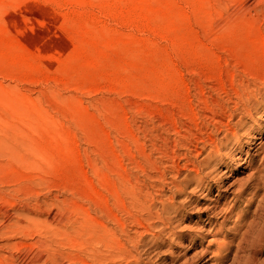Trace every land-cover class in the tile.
I'll use <instances>...</instances> for the list:
<instances>
[{
  "label": "rangeland",
  "instance_id": "rangeland-1",
  "mask_svg": "<svg viewBox=\"0 0 264 264\" xmlns=\"http://www.w3.org/2000/svg\"><path fill=\"white\" fill-rule=\"evenodd\" d=\"M261 79L264 0H0V264H264L211 254L264 220ZM250 87L242 150L196 189L188 141Z\"/></svg>",
  "mask_w": 264,
  "mask_h": 264
},
{
  "label": "bare ground",
  "instance_id": "bare-ground-1",
  "mask_svg": "<svg viewBox=\"0 0 264 264\" xmlns=\"http://www.w3.org/2000/svg\"><path fill=\"white\" fill-rule=\"evenodd\" d=\"M261 80H264V79H261ZM258 82V81H257ZM244 83V82H243ZM252 84H253V81H252ZM256 84V83H254ZM246 85V84H245ZM250 86V85H249ZM242 87V85H241ZM240 87V88H241ZM244 87V86H243ZM247 87V86H246ZM251 88L253 87H250L247 88V89H243V92L242 93H236V97H234L236 100L233 102L229 99H231V97L229 96L227 102L228 104L232 103L233 104V107H234V112L231 111V112H228V107L227 105H219L218 101V105L217 103H215L214 105L219 108L218 109V112H216L215 110L212 111V108L211 109V114L210 115H206V120L208 121V125L210 126V130L209 131H213V135H208V137H204L203 135H199V136H194L192 137L193 138V141L191 142L188 141V144L189 146L185 147V151L186 153L183 155L184 156V159H186V163L185 165L183 166V170H185L186 172H188V175L189 174H193V179L196 181V189H199L201 187V183H202V180H203V175H204V172L206 171V169L208 170V174L207 175H204V176H210V177H213L215 176L213 173V170L214 169H218L222 166H227L228 163H225L224 161V150L225 148H227L228 145H233V146H236V149L238 151H241L242 150V146L239 145V142H240V138H239V131L242 129V127L244 126V120H242L241 118H244L243 116L246 117L247 116H250V111H249V108H253L254 106V103L253 101H251V98H250V94H254L252 93L253 91L251 90ZM237 90V89H236ZM237 92V91H236ZM252 96V95H251ZM226 99V98H225ZM206 101V100H205ZM209 101H212V100H209ZM215 101V100H214ZM208 102V101H207ZM222 103V102H221ZM223 104V103H222ZM204 105V104H203ZM208 106V105H206ZM211 106V104H210ZM213 106V105H212ZM231 106V105H229ZM232 107V108H233ZM207 108V107H206ZM205 108V111L204 112H208V110H206ZM230 108V107H229ZM217 109V108H216ZM233 110V109H231ZM255 113V112H254ZM235 115L236 117L239 116L240 118L237 119V121L235 122H232V120L235 118ZM203 116V115H202ZM205 117V116H204ZM202 119V117H201ZM205 119V118H204ZM203 119V121H204ZM206 121V122H207ZM202 122V121H201ZM201 124V123H200ZM206 125V124H205ZM200 126V125H199ZM207 126V125H206ZM205 126V127H206ZM204 127V126H203ZM202 128V127H201ZM208 128V126H207ZM200 129V128H199ZM198 130V129H197ZM204 130V129H200V133L201 131ZM205 131V130H204ZM202 131V134H204L205 132L207 131ZM246 131V130H245ZM190 132H188V135L191 137L192 135L189 134ZM192 133V131H191ZM198 133V132H197ZM209 133V132H208ZM242 133V132H241ZM246 133V132H245ZM207 134V133H206ZM186 134H184L185 136ZM195 135V134H194ZM243 135V134H242ZM241 135V136H242ZM206 136V135H205ZM182 137V136H181ZM188 137V136H186ZM244 137V136H243ZM183 139V138H182ZM245 141V140H244ZM248 142V141H247ZM181 143V142H180ZM183 143V142H182ZM176 144V143H175ZM174 144V145H175ZM182 145V144H180ZM183 146H186V145H182ZM176 147V146H175ZM174 149V148H173ZM176 149V148H175ZM184 149V147H183ZM173 152V151H172ZM175 153V152H174ZM205 153L204 156H202L203 154ZM173 154V153H172ZM176 155V154H175ZM182 156V157H183ZM172 157V156H171ZM175 157V156H173ZM202 157V158H200ZM173 160V158H171ZM175 159V158H174ZM261 163H264V158H261ZM214 162V163H213ZM173 163V162H172ZM260 163V164H261ZM175 164V163H174ZM173 165V164H172ZM182 166V165H181ZM174 167V166H173ZM249 167V166H248ZM256 167V166H255ZM175 168V167H174ZM173 168V169H174ZM211 168H213L212 170H210ZM256 171H254L257 176H259V174H264V169H261V170H258L259 167L255 168ZM254 169V170H255ZM177 170V169H176ZM210 170V171H209ZM177 172V171H176ZM215 172V171H214ZM217 172V171H216ZM175 173V172H174ZM254 173V175H255ZM190 176V175H189ZM188 176V177H189ZM175 177V176H173ZM186 177V176H185ZM191 178V177H190ZM214 178V177H213ZM257 178V177H256ZM259 178V177H258ZM176 179V178H175ZM219 179V178H218ZM174 180V179H173ZM186 180V179H185ZM251 180V179H250ZM187 181V180H186ZM186 181L185 183L183 184V186L185 187V184H186ZM188 181H191V179H189ZM192 182V181H191ZM194 183V182H193ZM173 185H174V188L175 189H178V191H181L182 192V188L180 186L177 185L176 181L174 180L173 181ZM192 185V184H191ZM187 186V185H186ZM190 186V185H189ZM195 186V185H194ZM195 188V187H194ZM260 188V187H259ZM174 189V190H175ZM185 189V188H184ZM194 189V190H196ZM202 189V188H201ZM206 190V189H205ZM226 190V189H224ZM257 190V189H256ZM173 191V189H172ZM210 192V191H209ZM175 193V191L173 192ZM172 193V194H173ZM236 193H242L241 190H239L238 192ZM181 194V193H180ZM174 195V194H173ZM220 195V194H219ZM260 197V196H259ZM173 198V197H172ZM220 198V197H219ZM222 198V197H221ZM221 200V199H220ZM260 200V199H259ZM173 201V200H172ZM170 203H173L171 202V200L169 201ZM238 202V201H237ZM174 204V203H173ZM260 204V203H258ZM163 206V205H162ZM172 206V204L170 205ZM174 206V205H173ZM232 206V205H231ZM223 207V206H222ZM233 207V206H232ZM179 208V207H178ZM177 208V209H178ZM225 208V207H223ZM211 209V208H210ZM174 210V209H173ZM222 211H220L219 213H212L216 216L220 215V214H226L227 213V210L226 209H221ZM171 210L169 209V206H163L162 207V215H164L165 217L162 218V217H158V219L161 221L160 223L162 224V226H160V231L162 232L165 228H168V226L166 227V220H169V215L172 214L170 212ZM178 211V210H177ZM176 211V212H177ZM217 211V210H215ZM230 211V210H229ZM233 211V210H232ZM235 211V210H234ZM260 211L262 212V215H264V207H262L260 209ZM182 212V211H181ZM218 212V211H217ZM245 212V211H244ZM257 212V211H256ZM183 213V212H182ZM248 213V212H247ZM246 214V213H245ZM256 214V213H255ZM174 215V214H173ZM213 215V216H214ZM227 215H230V214H227ZM211 216V215H210ZM216 216L215 217H212V218H215L216 219ZM219 217V216H218ZM217 217V218H218ZM225 217L226 215L223 217V219L225 220ZM212 218H209V220L211 221ZM227 218V217H226ZM241 218H243V213H242V216L239 215L238 217V223H240L239 221L241 220ZM222 219V220H223ZM244 220V218H243ZM246 220V219H245ZM170 221V220H169ZM217 221V220H216ZM242 221V220H241ZM247 221V220H246ZM244 222V226H248L247 230H243L242 231V228L240 229L239 231V226L237 227L236 231L235 232H239L237 233H234L233 237L230 239V241L228 240L227 242H225L222 238L223 241H220L218 240V243H216L217 245L216 246V250L214 252H210L214 257H215V260L216 262H220L222 257L225 256V251H228V249L230 248V246L233 244V241L239 239V242L237 245V248L240 249L241 247L244 246V241L248 240L250 243H248V246L251 247V248H257V247H262L264 246V220H262V225H258L257 226L259 227L258 229H255L254 233H253V236L250 235V232L251 230H254L252 229L253 227L251 226L252 223H254V221H251V222H248L249 224H247V222ZM224 222V221H223ZM140 224V223H139ZM225 224V223H224ZM141 225V224H140ZM208 225V224H207ZM214 225V224H213ZM212 225V226H213ZM223 226V225H222ZM237 226V225H236ZM241 226V225H240ZM151 229L155 228L154 226H150ZM159 228V227H158ZM208 228V227H207ZM222 228V227H221ZM228 228V227H227ZM232 228V227H231ZM157 229V228H156ZM203 229V227H202ZM220 229V228H219ZM235 229V228H234ZM228 230V229H227ZM157 231V230H156ZM204 231V230H203ZM229 231V230H228ZM215 232V231H214ZM212 233V232H211ZM216 233V232H215ZM143 234H151L150 233V230H148L146 227L144 226H140V230L138 231V235H139V244H142L143 243ZM205 234V233H204ZM208 234V232H207ZM214 234V233H213ZM221 234V233H220ZM219 234V235H220ZM158 235V234H157ZM232 235V234H231ZM215 236V235H214ZM218 237V236H217ZM224 237V235H223ZM228 237V236H227ZM230 237V236H229ZM238 237V238H237ZM225 238V237H224ZM214 239V238H213ZM212 239V241H213ZM227 239V238H226ZM203 239H201L202 241ZM216 240V239H214ZM200 241V240H199ZM211 241V240H210ZM211 241V242H212ZM247 241V242H248ZM215 242V241H214ZM212 242V243H214ZM203 243V242H202ZM211 243V244H212ZM209 244V243H208ZM206 244V245H208ZM210 245V244H209ZM196 246V244H195ZM206 247V246H205ZM204 247V248H205ZM201 248V247H200ZM206 248H209V247H206ZM205 248V249H206ZM203 250V249H202ZM207 251V250H206ZM238 251V250H237ZM243 251V250H242ZM247 251V250H246ZM204 252V251H203ZM236 252V251H234ZM205 253V252H204ZM203 254V253H202ZM246 254V253H245ZM233 255V254H232ZM202 256V255H201ZM203 257V256H202ZM136 260H137V263H139L141 261V254H140V251H136V256H135ZM134 258V259H135ZM196 258V257H195ZM248 259V258H247ZM193 260H196V259H193ZM249 260V259H248ZM198 261V259L196 260ZM195 262V261H194ZM193 262V263H194ZM252 262V261H251ZM136 263V264H137ZM192 263V262H191ZM187 264V263H186ZM189 264V262H188ZM242 264V263H241Z\"/></svg>",
  "mask_w": 264,
  "mask_h": 264
}]
</instances>
